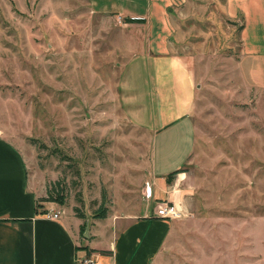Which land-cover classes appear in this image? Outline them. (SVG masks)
Instances as JSON below:
<instances>
[{
	"label": "rangeland",
	"instance_id": "1",
	"mask_svg": "<svg viewBox=\"0 0 264 264\" xmlns=\"http://www.w3.org/2000/svg\"><path fill=\"white\" fill-rule=\"evenodd\" d=\"M103 1L127 13L147 5ZM180 12V36L189 40L180 50L199 87L182 167L189 209L175 218L161 260L264 264V53L240 55L239 24L221 17L218 2L188 0ZM112 17L83 0H0V131L23 153L36 190L83 221L102 218L99 206L109 219L138 212L152 158L149 134L124 115L117 93L121 79L138 81L145 30L130 27L135 38L121 49L123 17ZM125 94L150 109L148 93Z\"/></svg>",
	"mask_w": 264,
	"mask_h": 264
},
{
	"label": "crops",
	"instance_id": "2",
	"mask_svg": "<svg viewBox=\"0 0 264 264\" xmlns=\"http://www.w3.org/2000/svg\"><path fill=\"white\" fill-rule=\"evenodd\" d=\"M83 1L101 18L123 17L118 32L121 49L123 42L135 38L136 32H127L130 27L145 30L138 81L133 83L131 77L117 84L124 115L146 130L152 141V158L139 186L138 212L93 221L70 215L56 201L43 199L46 194L33 186L23 153L0 131V264H79L90 253L96 264H164L180 219L156 216L155 205L168 199L189 209V185L183 184L182 167L194 144L193 109L199 84L191 58L180 50L189 47V40L183 41L176 19L188 0H147L145 9L128 13L115 4L110 10L105 1ZM212 1L219 3L222 18L239 24L240 55L263 54L264 0ZM125 93H148L150 109L136 106L135 96L126 99ZM130 99L135 106H129ZM127 108L138 120L128 117ZM47 208L60 210V215L43 216Z\"/></svg>",
	"mask_w": 264,
	"mask_h": 264
},
{
	"label": "built area",
	"instance_id": "3",
	"mask_svg": "<svg viewBox=\"0 0 264 264\" xmlns=\"http://www.w3.org/2000/svg\"><path fill=\"white\" fill-rule=\"evenodd\" d=\"M188 210L181 204L168 199H162L155 205V215L161 218H180L185 216ZM60 215V210L47 208L43 211V216L56 218ZM79 264H96L94 254H88L79 259Z\"/></svg>",
	"mask_w": 264,
	"mask_h": 264
},
{
	"label": "trees",
	"instance_id": "4",
	"mask_svg": "<svg viewBox=\"0 0 264 264\" xmlns=\"http://www.w3.org/2000/svg\"><path fill=\"white\" fill-rule=\"evenodd\" d=\"M141 18H136V17H127V20L128 21H136V20H140ZM177 171V170H176ZM55 198V197H54ZM53 197H51V195H47L45 197H43V199H48V200H57L56 198L54 199ZM106 207L104 206H99L96 213H95V216H99V217H103L105 215V209ZM81 216V215H80Z\"/></svg>",
	"mask_w": 264,
	"mask_h": 264
}]
</instances>
